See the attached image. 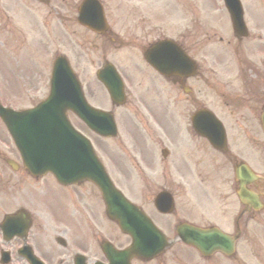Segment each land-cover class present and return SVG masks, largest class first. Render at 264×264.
Wrapping results in <instances>:
<instances>
[{
	"label": "flooded vegetation",
	"instance_id": "1",
	"mask_svg": "<svg viewBox=\"0 0 264 264\" xmlns=\"http://www.w3.org/2000/svg\"><path fill=\"white\" fill-rule=\"evenodd\" d=\"M41 2L47 7L49 17L54 14L52 3L58 0ZM132 19L123 26L126 37H120L118 29L114 27L105 37L97 36L95 41H99L98 46L93 45L100 52V42L104 40L108 43L111 37L109 42L114 49L129 47L137 51L127 53L131 60L127 63L129 66L125 67L126 72L122 73L129 86V95L125 96L121 105L111 106L118 129L110 153L111 178L118 187H124L130 197L137 196L138 191L142 198L136 199L140 200L138 203L142 210L164 233L174 232L179 224L200 229L216 227L225 231L232 215L237 216L231 223L236 230L240 226L245 228L253 217L263 222L264 169L261 168V157L264 160V133L260 119L264 114V64L254 63L252 55L260 59L264 57V16L257 17L254 30L247 36L248 44H244L240 53L249 56L237 69L238 73L245 74L243 84L244 87L247 84L245 89L249 96L239 97L241 100L236 99L235 104H232L234 98L232 102H229L228 96L223 98L225 109L229 105L239 110L238 113L248 109L256 125L247 131L224 127V143L216 148L200 136L191 123V118L198 111H211L204 104L199 105L192 88L193 82L203 78L202 66L198 64L193 76L188 79L160 77L145 62L144 52L154 38L166 37V18L155 23L157 25L152 24L150 29L144 26L151 21L148 16L134 15ZM152 29L156 36H150ZM48 31L50 34L53 28ZM123 39L128 41L123 42ZM256 40L259 42L254 43ZM102 61L103 64L107 59L104 57ZM246 72L257 73L260 83L256 89L251 88L253 79L248 78ZM97 96L98 93L95 99ZM232 132L236 134L230 136ZM14 161L2 160L0 165V183L3 184L2 191L0 187V206H8L0 214V223L4 216L19 210L29 213L31 223L27 233L20 234V231L17 237L7 241L0 233V259H10L14 264H29L27 256L33 253L43 264H75L78 256H81L79 258L84 264H94L105 263L101 246L125 248L114 228L99 224L93 215L95 210H91L92 215L90 211H85V204L70 195L68 187L56 185L58 190L49 193L50 188L45 186L43 197L38 183L44 178H30L21 162L17 159ZM245 168L254 174L251 180L245 176ZM237 177L254 193L259 210L258 206L254 209L255 204L243 205L239 201ZM26 181L35 186L34 200L24 197L28 204L17 208H12L6 199L2 204L3 193L12 195L22 191ZM45 198L49 199L47 203ZM158 206L162 210L170 207V211L161 213ZM33 207L39 210L35 211ZM20 224H24L22 219Z\"/></svg>",
	"mask_w": 264,
	"mask_h": 264
},
{
	"label": "rangeland",
	"instance_id": "2",
	"mask_svg": "<svg viewBox=\"0 0 264 264\" xmlns=\"http://www.w3.org/2000/svg\"><path fill=\"white\" fill-rule=\"evenodd\" d=\"M76 1L63 0L62 2L58 0V2L52 3L53 11L56 14H51L49 17L47 7H41L33 0H0V19L6 18L9 22L6 29L0 25L1 104L18 110L28 108L38 99L43 98L47 93L46 79L48 78L49 65L55 56L64 55L81 79L92 104L104 105L100 86L92 77L93 72L100 63L102 64L104 57L122 73L126 72L125 67L129 66L127 63L131 59L126 54L137 53V51H133L129 47L116 50L112 44H109L106 49L101 46L100 52L93 48L94 44L92 43L94 42H90L92 36L78 28L74 21L76 15L74 3ZM101 2L104 5L105 15L111 29L114 30V27L118 29L120 37H126L123 26L133 20L134 15L148 16L151 21H148L147 26H144L149 29L152 24L159 23L162 18H166V37L181 39L183 45L189 48L191 56L201 64L204 70L203 78L192 83L199 105L204 104L214 111L225 123V126L230 129L238 128L247 131L256 125L255 121H252L254 118L248 109L245 108L238 113L239 110H235L236 108L231 105L228 109L223 106V98L226 96L229 97V102H232L231 100L234 98L235 101L232 104H235L237 100H241L239 97H247L249 94L245 89L247 84L245 87L243 84L245 74L238 73L236 67V65L239 66L236 62L238 57L225 45L226 41H230L229 29H226L228 21L225 12L218 11L221 6L219 7L217 0H101ZM243 2L248 9L246 16L249 18L252 30L254 19L260 16L261 12L264 15V0H243ZM21 3H23L22 6ZM18 14H20L19 17ZM50 28H53V31L49 34V31H46ZM151 31L153 33L151 32L150 36H156L154 30ZM202 32L203 34L213 33L214 37L204 40ZM219 37L224 38L223 43H219L217 39ZM9 41H13V43H9ZM127 41V39H123V42ZM96 45L98 46V44ZM4 50L8 54H4ZM258 52L260 53V51ZM252 59L254 60L253 55ZM255 63H257L256 60ZM236 72L239 74L238 76H236ZM246 73L248 78L254 76L259 80L256 72ZM253 91L255 92V90ZM97 93L98 96L95 99ZM235 134L236 132H232L230 136ZM4 140V136L0 134V154L13 158V153L8 149L6 140ZM94 145H96V149L103 152L105 159L110 161L109 141H95ZM261 160V168L264 169L263 157ZM0 187L2 191L3 184L0 183ZM88 189V186H84L75 190L78 191L77 194H74L75 191L70 189V193L78 200H95L91 193H88ZM136 194L137 196L131 198L134 201H140L142 196L138 191ZM24 197L34 200L36 197L35 186L33 189L24 187L22 191H17L12 195L3 193L2 204L6 199L12 208H17L20 205L28 204L29 201ZM136 198H140V200ZM45 201L47 203L49 199L45 198ZM7 207L0 206V214L5 209L7 210ZM33 210L38 211L39 209L33 207ZM84 210L90 211L91 215L92 210L94 217L99 216L96 204L90 207L86 203ZM251 234L254 233L251 232ZM259 239L263 241L264 236L259 235ZM242 247L244 249L240 248L242 251L237 253V259H232L230 262L213 259L210 264H264V244L262 242L252 245L246 241ZM175 256H184V262L181 264H208L193 258L187 250L175 248L162 259L167 263ZM158 262L148 264H158Z\"/></svg>",
	"mask_w": 264,
	"mask_h": 264
},
{
	"label": "water",
	"instance_id": "3",
	"mask_svg": "<svg viewBox=\"0 0 264 264\" xmlns=\"http://www.w3.org/2000/svg\"><path fill=\"white\" fill-rule=\"evenodd\" d=\"M87 4L88 1L81 7L79 11L80 18L82 17L83 8H85ZM82 22L83 24L85 23V21ZM85 25L88 26V23H85ZM64 63L58 61L55 65L52 92L48 99L49 107L46 110L44 107V110H35L29 114H16L10 111L5 112L0 110V115L22 159L27 162V164L29 163L31 171L33 170L37 174H42L39 172H43V168H46L61 178L64 175L65 165L68 164L70 170H79V174L83 176V179L92 180L100 189L102 198L108 205L107 215L117 221L123 232H129L132 236H135L133 246L122 253V255L126 254V258L135 256L142 257L146 253H143L145 247L141 245L140 240L142 229L138 227L141 225L145 226L148 224L147 221L142 218L140 213L137 214L136 212L132 214L129 204L111 188V185H109L100 165L87 159L88 157L91 158L89 153H92L89 146L84 143L80 137L76 138L77 136L72 132L71 127L67 123L65 117L67 109L73 110L80 117L83 116L82 120L87 122L85 123L89 128L94 129V127L88 123L92 122V120L97 117L95 112L91 111L88 107L80 105L87 114L82 115L77 106L79 105L78 103H80L79 100H74L73 104L68 103L71 100H69L70 96L67 84L71 85V79L69 77L70 75H68V71L70 72V70L66 62ZM80 97L82 99L81 94ZM40 113H43V116ZM45 113H47V115H45ZM20 120L22 123L27 121L26 126H23V123L20 128L18 125V121ZM77 153L80 157L76 156ZM80 159H85L86 161L82 162ZM115 206L118 207L114 208ZM144 231V235L147 236L149 234V239H155L156 241H160L161 244L163 243V238L157 232H154L155 230H150V232H148L145 229ZM198 246L202 249L204 248L202 245ZM161 248L162 247H160L159 250H161ZM147 249L148 252H150L147 257H152L156 254L155 252L158 247L151 246Z\"/></svg>",
	"mask_w": 264,
	"mask_h": 264
}]
</instances>
